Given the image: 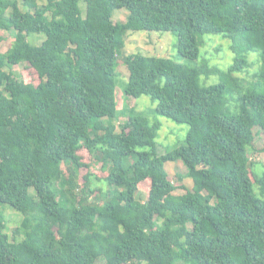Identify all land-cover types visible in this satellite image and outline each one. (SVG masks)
<instances>
[{
  "label": "trees",
  "instance_id": "trees-1",
  "mask_svg": "<svg viewBox=\"0 0 264 264\" xmlns=\"http://www.w3.org/2000/svg\"><path fill=\"white\" fill-rule=\"evenodd\" d=\"M119 9L126 20L114 23ZM1 31L14 40L0 53V207L22 219L9 237L0 210V264H264V163L258 172L251 160L264 135V0H0V41ZM127 32L177 38L178 60L123 57L125 95L189 127L186 145L165 155L158 118L117 110ZM207 35L230 41L227 71L197 62ZM249 52L260 67L246 82ZM20 63L38 85L6 71ZM82 148L103 179L87 173L79 185ZM177 161L192 179L182 195L165 169Z\"/></svg>",
  "mask_w": 264,
  "mask_h": 264
},
{
  "label": "rangeland",
  "instance_id": "rangeland-1",
  "mask_svg": "<svg viewBox=\"0 0 264 264\" xmlns=\"http://www.w3.org/2000/svg\"><path fill=\"white\" fill-rule=\"evenodd\" d=\"M42 4V3H40ZM22 11L26 9L21 5ZM80 7L84 13L85 5L80 3ZM128 12L124 9L116 10L113 14L112 20L114 23H121L126 20ZM2 40L0 41V53H5L10 47L14 40L13 32L1 31ZM29 42L33 45H39L43 40V35H33L30 36ZM199 55L197 62L207 61L210 67H217L221 71H227L229 66L232 64L233 54L230 51L229 45L230 41L223 35H207L199 39ZM124 50L123 53L117 56V66H116V90H115V102L117 110L119 112H124L126 116L133 111L147 116L151 120L158 118L162 126L159 131V135L156 139L158 155H165L181 146L186 145V137L188 134L189 127L184 124H177L167 118L158 117L155 114L156 105L151 102V100L142 96L138 99L132 97H127L124 93V87L128 78L127 67L123 63V57L128 54H142L146 56H156L170 58L173 60H178L177 58V38L174 34L170 32L166 33H155V32H127L124 36ZM247 60L249 61V68L244 71V73L238 74L246 82L252 80V76L259 70L260 63L258 59V54L254 52H249L247 54ZM7 72H12L16 77L22 80L24 83H29L33 85H38L40 78L36 71L30 67L28 63H20L14 65ZM203 79L205 84H214L217 82L216 76H210L207 79ZM124 118H120L119 124L122 123ZM257 131V130H256ZM255 148L258 152L251 155V160L258 164L257 171L261 172V165L264 163V135L259 134L255 139ZM137 151H143L141 149ZM252 153V152H251ZM78 155L81 157L82 162L85 167L80 169L78 183L83 185V176L87 173L93 176L103 179L106 176V172L102 169L101 163L94 161V158L88 153L84 148L78 151ZM69 167L63 165V171L67 172ZM165 169L168 173V178L175 185L177 190L174 195H182L187 190L192 187V179L186 177L187 169L182 164V162H168L165 165ZM182 177L179 179L178 177ZM96 183V186L105 189L103 182ZM182 187V188H181ZM150 188V181H144L138 185V193L136 199L140 202H144L147 198ZM33 193V190H30ZM91 196L90 199H93ZM101 204V202H97ZM5 218H6V234L11 237L13 230H15L21 222V215H19L15 210L8 206L0 207ZM189 228L191 226L189 225Z\"/></svg>",
  "mask_w": 264,
  "mask_h": 264
}]
</instances>
